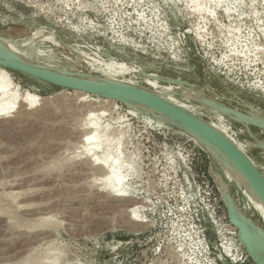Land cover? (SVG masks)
Masks as SVG:
<instances>
[{"label":"rangeland","instance_id":"obj_1","mask_svg":"<svg viewBox=\"0 0 264 264\" xmlns=\"http://www.w3.org/2000/svg\"><path fill=\"white\" fill-rule=\"evenodd\" d=\"M257 17H264V0H0V41L29 63L159 91L228 133L264 174V151L252 146L244 126L175 96L204 90L227 107L264 116V94L247 87L264 79V24ZM0 70L20 95L40 99L33 109L18 103L11 118H0V264H170L172 212L187 188L185 175L191 177L188 163H211V176H221L240 210L264 228L248 194L188 135L115 101L82 100V93ZM159 76L193 86L161 84ZM89 112L103 140L118 146L125 188L135 198L98 190L105 173L81 145ZM251 130L264 140V132ZM134 207L143 224L130 221Z\"/></svg>","mask_w":264,"mask_h":264},{"label":"water","instance_id":"obj_2","mask_svg":"<svg viewBox=\"0 0 264 264\" xmlns=\"http://www.w3.org/2000/svg\"><path fill=\"white\" fill-rule=\"evenodd\" d=\"M57 38L65 49L75 54L74 49L60 36H57ZM0 67L62 90L86 93L100 99L115 101L175 128L188 135L193 141L202 146L210 156L228 172L226 165L211 151V149L224 157L243 178L244 183L232 175L236 183L252 198H257L264 207V174L255 162L229 135L196 116L185 107L176 104L170 98L158 93L159 91L133 82H126L124 79L120 78L110 79L108 77L89 73L60 70L33 61L30 63L25 62L8 54L1 46ZM139 75L143 78L149 77L153 79L154 77L152 74L144 72L139 73ZM158 80L161 84L165 85L177 86L182 82L185 88H192L193 86L188 82L167 77L159 76ZM179 95L181 94H175V96ZM204 96L207 95L205 94ZM209 99L211 98L209 97ZM214 101L219 107L229 111V113L223 111L218 112V110L213 109L200 100H194L193 102L208 107L220 115L228 117L230 120L244 126L250 138L255 142L252 143V146L264 151V140H260L251 130L252 128H257L264 132L263 114L257 109H252L253 112L262 118L261 120H255L253 118V112L242 113L240 110L225 106L216 99H214ZM237 115L246 117L247 121H240L236 117ZM220 178L221 180L217 182L216 176H212L221 201L226 208L229 222L238 230V240L240 244L246 250L251 264H264V228L259 226L250 216L240 210L234 197L230 193L229 186L224 182L221 176ZM222 187L225 188L226 196H224L222 192Z\"/></svg>","mask_w":264,"mask_h":264},{"label":"built area","instance_id":"obj_3","mask_svg":"<svg viewBox=\"0 0 264 264\" xmlns=\"http://www.w3.org/2000/svg\"><path fill=\"white\" fill-rule=\"evenodd\" d=\"M106 3L102 2V6L105 7ZM137 16L140 20V14ZM253 21L264 24V17H257ZM259 42L262 41L259 39ZM224 67V70L230 72L227 65ZM262 69L264 75V65ZM260 86H264V79L254 78L247 87L264 94ZM118 107L125 106L117 103ZM170 164L172 169L176 167V163ZM210 165L211 163L187 165L191 177L185 175L187 188L177 196L178 208L172 212L171 232L168 238L170 264L174 262L179 264L185 260L189 264H251L246 250L238 240L237 228L229 222L226 208L213 182ZM196 187L197 194L193 197ZM209 228L215 235V241L210 239ZM184 252L189 253L188 258L183 256Z\"/></svg>","mask_w":264,"mask_h":264},{"label":"bare ground","instance_id":"obj_4","mask_svg":"<svg viewBox=\"0 0 264 264\" xmlns=\"http://www.w3.org/2000/svg\"><path fill=\"white\" fill-rule=\"evenodd\" d=\"M0 46L3 47L8 54L15 57L14 54L10 52V50H8L1 41H0ZM23 61L25 60L23 59ZM84 62L86 61L84 60ZM107 77L110 79H116V78H112L109 76ZM124 81L127 82V80L125 79ZM200 92H201L200 95H198L197 97H191V98L187 97L183 93H180V94L182 97L184 98L186 97L187 99H190V100H193V99L200 100L204 102L205 104L211 106L213 109L218 110V112L223 111V112L229 113V111L219 107V105L215 103L214 99H212L211 97H210L211 99H209L208 96H204L206 94L205 91H200ZM176 93H179V92L176 91L175 94ZM81 98L82 100H86V101L93 100V98L91 99V96L86 93H82ZM39 101H40L39 96L33 94L30 91H26L24 94L20 95L19 91L17 90V87L14 86V83L12 82V79L9 76V74L5 72L4 70L2 71L0 70V118L2 119L11 118V114L15 112V108L19 104H25L27 107L26 109L30 110V109H33ZM18 107L20 108L21 106H18ZM253 113H254L253 118L255 120L262 119L261 116H258V114H256L255 112ZM88 115H89L88 118L90 121V124H89L90 126L88 127L89 131L85 135H83L84 138H82L83 143L81 145H83L82 150H83V155L86 156L85 158H88L90 160L92 166H95L96 168L101 169V171L105 173L101 178L98 177L99 179H97L99 182H101V184L99 183L101 187L98 190L101 192L107 193L112 197H116L120 199L135 198L132 195H130L125 188V182H126L127 176L123 175L121 172L123 168V163H122V159L120 155L117 152L118 146L111 147L110 144H108L107 138L103 140V137L100 135L98 125L95 120V114L91 112ZM236 117L240 121H247V118L242 115H237ZM222 132L226 133L225 131H222ZM226 134L229 135L228 133ZM108 148H111V149H108ZM211 151L214 154H216L226 165V168L228 169V172H227L228 174H231V176L233 175L239 181L244 183L241 175L233 168V166L224 157H222L220 154H218L212 149ZM220 180H221L220 176L216 175V181L218 182ZM222 192L224 193V196H226L224 187H222ZM248 196L251 202L254 204V206L264 215V207L262 206L260 201L257 198L256 199L252 198L249 194ZM131 214L132 215L130 216V221L136 224L144 223V220H142L141 216H139L138 209L136 207H134L131 210ZM184 256L187 257L189 255H186L185 253ZM182 264H189V262L185 260Z\"/></svg>","mask_w":264,"mask_h":264},{"label":"trees","instance_id":"obj_5","mask_svg":"<svg viewBox=\"0 0 264 264\" xmlns=\"http://www.w3.org/2000/svg\"><path fill=\"white\" fill-rule=\"evenodd\" d=\"M9 72H10V73H13V74H15V75H17V76H19V77L29 78V77H26V76L21 75V74H19V73H16V72H12V71H9ZM46 85H47V84H46ZM47 86L52 87V88H56V87H54V86H50V85H47ZM40 95H42V96H47L46 94H43V93H41ZM210 239H211V241H213L211 237H210ZM250 261H251V260H250Z\"/></svg>","mask_w":264,"mask_h":264},{"label":"flooded vegetation","instance_id":"obj_6","mask_svg":"<svg viewBox=\"0 0 264 264\" xmlns=\"http://www.w3.org/2000/svg\"><path fill=\"white\" fill-rule=\"evenodd\" d=\"M175 30H177V29H175ZM186 30H184V32L182 33V36H185V34H186ZM183 51H184V49H183ZM188 56V55H187Z\"/></svg>","mask_w":264,"mask_h":264}]
</instances>
